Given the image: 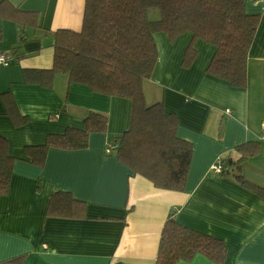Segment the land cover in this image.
I'll use <instances>...</instances> for the list:
<instances>
[{
    "label": "crops",
    "instance_id": "crops-1",
    "mask_svg": "<svg viewBox=\"0 0 264 264\" xmlns=\"http://www.w3.org/2000/svg\"><path fill=\"white\" fill-rule=\"evenodd\" d=\"M39 15L37 29L0 18V136L14 157L9 193L0 197V264H156L168 218L224 242V264H264V0H246L260 18L247 60V84L231 85L208 72L216 48L195 42L188 67L190 32L171 41L155 35L158 61L145 84L148 105L163 103L178 118L179 138L194 152L185 189L157 188L122 162L117 142L129 129L132 102L93 92L57 74L51 87L28 83L25 71L50 70L55 33L80 32L86 0H0ZM25 28V27H24ZM26 122L15 124L4 95ZM107 116L108 128L91 133L84 149L50 148L42 162L27 154L47 137L84 127L89 113ZM256 142L257 155L241 165L247 185L212 171L236 148ZM109 150V152H108ZM223 164V163H222ZM70 193L84 202L79 218L47 216L51 196ZM177 264H218L202 254Z\"/></svg>",
    "mask_w": 264,
    "mask_h": 264
},
{
    "label": "trees",
    "instance_id": "trees-1",
    "mask_svg": "<svg viewBox=\"0 0 264 264\" xmlns=\"http://www.w3.org/2000/svg\"><path fill=\"white\" fill-rule=\"evenodd\" d=\"M246 0H86L82 30L55 33L54 64L50 70L25 71L28 83L51 87L57 74L88 86L93 92L132 102L128 131L117 140L118 158L157 188L181 192L185 189L193 145L179 138L178 118L166 114L163 103L148 105L145 84L158 61L155 35L164 33L173 41L190 32L183 65L197 56L195 42L203 40L216 48L208 72L231 85L247 84V60L260 21L249 14ZM0 18L22 29L41 27L39 15L21 11L8 1L0 4ZM25 27V28H24ZM8 115L16 125L26 122L10 94H5ZM108 128L107 116L89 113L84 127L67 128L47 137L44 145L29 147L27 154L36 163L44 160L50 148L84 149L91 133ZM240 159L222 160V176L236 177L243 185L241 165L260 151L256 142L236 148ZM15 158L8 141L0 136V197L9 193ZM86 205L70 193L56 192L49 201L47 216L79 218ZM202 254L224 264L227 248L223 241L180 225L171 215L162 231L156 264H177ZM21 258L14 262H21Z\"/></svg>",
    "mask_w": 264,
    "mask_h": 264
},
{
    "label": "built area",
    "instance_id": "built-area-1",
    "mask_svg": "<svg viewBox=\"0 0 264 264\" xmlns=\"http://www.w3.org/2000/svg\"><path fill=\"white\" fill-rule=\"evenodd\" d=\"M10 65V58L4 53H0V66L7 67ZM109 152V150H108ZM224 170L222 163L214 165L212 171L216 174H221Z\"/></svg>",
    "mask_w": 264,
    "mask_h": 264
}]
</instances>
